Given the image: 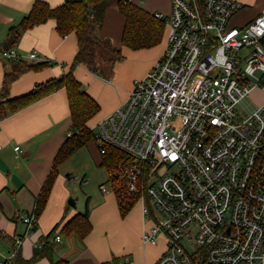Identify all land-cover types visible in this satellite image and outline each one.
<instances>
[{"label": "built area", "instance_id": "2783aa9c", "mask_svg": "<svg viewBox=\"0 0 264 264\" xmlns=\"http://www.w3.org/2000/svg\"><path fill=\"white\" fill-rule=\"evenodd\" d=\"M243 7L171 0L170 14H156L168 28L163 56L90 128L100 155H125L100 190L141 206L143 243L165 241L155 264H264V101L250 113L238 108L254 91L264 95V10L239 27ZM1 55L39 59L37 51ZM19 221L23 235L0 233V264H21L37 206Z\"/></svg>", "mask_w": 264, "mask_h": 264}, {"label": "crops", "instance_id": "0c3cea01", "mask_svg": "<svg viewBox=\"0 0 264 264\" xmlns=\"http://www.w3.org/2000/svg\"><path fill=\"white\" fill-rule=\"evenodd\" d=\"M52 7L64 4L65 0H43ZM152 14L171 13L170 0H129ZM243 9L235 16L236 26L252 22L263 10L264 0H235ZM36 0H0V96L3 93L6 74L11 71L10 63L2 57V51H16L28 55L37 51L39 59L28 62H53L54 65L39 71L31 70L8 85L9 99L31 92L38 84L59 78L71 71L78 52V41L74 33L61 36L56 22L36 26L24 32L19 38L10 36V30L18 26L30 13ZM119 0H110L103 27L97 33L101 39L108 38L114 47L120 49L124 58L113 70H107L109 77L90 71L85 65L74 70L75 77L83 84L86 92L100 105V112L88 124L93 128L123 106L136 80L143 79L163 56L167 48L168 28L162 43L154 48L134 51L122 44L125 20L119 11ZM261 94V93H260ZM72 132L71 111L68 94L60 89L42 100L8 115L0 120V233L9 236L23 235L25 226L19 221L23 212L33 211L62 147ZM20 147L16 152L15 148ZM87 150L90 160L101 167L102 156L95 142H89L81 149ZM59 167V174L48 204L39 217L37 229L25 240L22 259L30 260L43 245L42 239L55 227L59 230L76 214L84 212L69 187L71 174L64 172L67 162H73L81 151ZM64 168V169H63ZM76 177V176H75ZM86 180V174L83 178ZM88 181V180H87ZM103 183H101L102 185ZM100 185V186H101ZM99 186V189H100ZM101 191V190H100ZM102 193V199L90 209L93 230L88 237L60 234L61 241L49 239L53 249L34 264H54L67 261L68 264H155L165 251V241L157 245L143 243V232L147 228L142 208L137 205L123 218L117 197L113 193ZM70 198L76 207L68 204ZM58 230V231H59Z\"/></svg>", "mask_w": 264, "mask_h": 264}, {"label": "trees", "instance_id": "16d2710c", "mask_svg": "<svg viewBox=\"0 0 264 264\" xmlns=\"http://www.w3.org/2000/svg\"><path fill=\"white\" fill-rule=\"evenodd\" d=\"M109 2L110 0H65L61 6L52 7L43 0H36L30 13L18 26L10 30V36L17 39L27 30L54 20L57 32L61 36L74 33L78 41V52L69 73L38 84L28 94L14 99L8 97V85L28 71H39L54 65V63L50 61L33 63L23 59L8 61L11 71L6 74V87L0 96V119H3L60 89H65L68 94L74 136L68 138L58 153L54 167L37 198L36 206L39 217L48 204L59 174V167L69 160L77 150L89 142H94V132L88 124L100 112V105L86 92L83 84L75 77L74 70L79 65H85L93 73L105 76L104 73H107V70L112 71L115 64L124 58L122 51L114 47L110 39H101L97 36L103 27ZM118 7L125 20L122 36L124 47L140 51L154 48L162 43L166 25L155 14L149 13L140 5L129 0H119ZM103 57L106 60V65L100 66L99 62ZM123 159H125V155L122 152L110 148L108 155L102 156L101 167L109 172ZM135 206V203H127L124 206L119 204L121 216L125 218ZM59 229V225H56L42 239V248L37 249L30 260L25 261L20 258L21 264H34L41 258L49 256L53 249L49 239L57 234L76 235L80 239L88 237L93 230L90 221L89 200L86 202L84 212L76 214L61 230ZM54 264H68V262L62 260Z\"/></svg>", "mask_w": 264, "mask_h": 264}, {"label": "rangeland", "instance_id": "374dc122", "mask_svg": "<svg viewBox=\"0 0 264 264\" xmlns=\"http://www.w3.org/2000/svg\"><path fill=\"white\" fill-rule=\"evenodd\" d=\"M171 1V0H170ZM100 66L106 65L105 58H101L99 62ZM105 77H109L108 73H104ZM264 101V95L260 94L257 91H254L252 95L243 101L239 105V110L246 113L252 112L258 104ZM73 162H67L64 166V172L66 174H71L72 177H77L80 181L82 180L84 174H86V180L88 184L72 183L69 184V187L72 188L74 199L79 202L80 207L84 209L85 202L90 199V209H93L94 205L102 199V193L99 189L101 183L106 184L109 181L108 171L93 163L90 160L89 155H87V150L81 149V151L75 156ZM63 168V169H64ZM140 208V205H137V208Z\"/></svg>", "mask_w": 264, "mask_h": 264}, {"label": "water", "instance_id": "95a60500", "mask_svg": "<svg viewBox=\"0 0 264 264\" xmlns=\"http://www.w3.org/2000/svg\"><path fill=\"white\" fill-rule=\"evenodd\" d=\"M68 204H69L70 206L74 207V208L76 207V202H75V200H74L73 198H70V199H69Z\"/></svg>", "mask_w": 264, "mask_h": 264}]
</instances>
